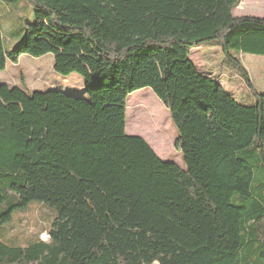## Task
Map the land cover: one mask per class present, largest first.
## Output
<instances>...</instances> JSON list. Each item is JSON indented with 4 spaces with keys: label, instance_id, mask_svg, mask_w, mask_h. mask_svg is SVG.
Returning <instances> with one entry per match:
<instances>
[{
    "label": "trees",
    "instance_id": "obj_1",
    "mask_svg": "<svg viewBox=\"0 0 264 264\" xmlns=\"http://www.w3.org/2000/svg\"><path fill=\"white\" fill-rule=\"evenodd\" d=\"M25 2L108 60V84L88 100L0 84V228L32 203L54 216L47 242L0 240V264H264V93L237 58L264 57V19L234 17L240 0ZM211 41L252 104L189 60ZM13 60L0 30V72ZM145 88L184 169L125 134L127 98Z\"/></svg>",
    "mask_w": 264,
    "mask_h": 264
},
{
    "label": "rangeland",
    "instance_id": "obj_2",
    "mask_svg": "<svg viewBox=\"0 0 264 264\" xmlns=\"http://www.w3.org/2000/svg\"><path fill=\"white\" fill-rule=\"evenodd\" d=\"M232 15L264 19V0H240ZM0 30L6 50L15 55V60L7 62L0 72V84L29 93L56 90L85 100L96 89L107 87L108 60L97 56L80 35L56 29L46 15L30 9L25 0H0ZM237 58L249 73L253 89L264 93V57L241 54ZM189 60L199 72L215 77L228 76L235 69L224 58L217 41L191 48ZM235 80L224 82L223 88L240 94L233 96L239 104H252L254 98L246 83L237 77ZM125 134L142 138L161 161L184 169L181 153L174 146L176 131L169 114L149 89L128 96ZM53 217L49 209L32 203L26 210L15 212L11 222L0 228V240L23 244L25 237L36 234L47 242Z\"/></svg>",
    "mask_w": 264,
    "mask_h": 264
},
{
    "label": "crops",
    "instance_id": "obj_3",
    "mask_svg": "<svg viewBox=\"0 0 264 264\" xmlns=\"http://www.w3.org/2000/svg\"><path fill=\"white\" fill-rule=\"evenodd\" d=\"M240 61V60H239ZM240 64H241V62H240ZM195 66V65H194ZM242 66V65H241ZM246 71V70H245ZM233 72L234 73H232V74H228V76L226 75H219L218 77H215V76H211V75H209V74H205V75H208L209 77H212V78H214V79H216V81L218 82V84L223 88V84H224V82H226V81H232V82H234V81H236L235 80V77H237V78H239L240 79V77L238 76V74H237V72H236V70L235 69H233ZM200 73H202V72H200ZM246 73H247V76H248V80H249V82H250V84L251 85H253L252 84V82H251V80H250V77H249V73L246 71ZM203 74V73H202ZM225 77H227V79H225ZM223 79V80H222ZM225 91L227 90V89H225V88H223ZM229 92H227L232 98H233V96L234 97H241L240 96V94H237V93H233V92H231L230 90H228ZM234 99V98H233ZM253 102H254V100H253ZM252 102V103H253Z\"/></svg>",
    "mask_w": 264,
    "mask_h": 264
}]
</instances>
